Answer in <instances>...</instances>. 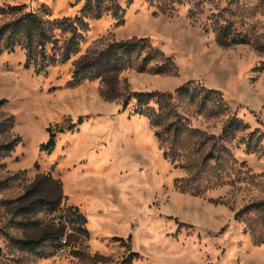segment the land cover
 <instances>
[{
	"label": "rangeland",
	"instance_id": "obj_1",
	"mask_svg": "<svg viewBox=\"0 0 264 264\" xmlns=\"http://www.w3.org/2000/svg\"><path fill=\"white\" fill-rule=\"evenodd\" d=\"M8 3L50 18L82 14L88 28L77 52L39 74L20 46L0 53V264H264V242L247 226L256 211L235 218L264 201V51L255 44L264 0H101L100 15L88 0H0ZM10 17L0 13V24ZM55 33L59 44L68 35ZM134 37L171 60L158 54L139 70L146 47L129 66L72 76L86 54ZM188 80L224 100L215 92L200 106L202 95L176 91ZM134 90L171 95L159 106L165 124L179 122L171 152L134 99L122 107ZM233 114L249 126L222 138L221 163L204 162ZM48 127L55 146L42 150ZM74 208L89 234L71 221ZM26 239L39 244L23 247Z\"/></svg>",
	"mask_w": 264,
	"mask_h": 264
},
{
	"label": "trees",
	"instance_id": "obj_2",
	"mask_svg": "<svg viewBox=\"0 0 264 264\" xmlns=\"http://www.w3.org/2000/svg\"><path fill=\"white\" fill-rule=\"evenodd\" d=\"M88 1L90 4L89 6L94 8V10H97V15H100L101 13L97 8L101 0ZM42 7L45 6L43 5ZM0 13L11 15L9 19L0 24V53L5 50L12 51L16 46H20L25 50L26 67L32 65L37 74L45 70L51 64L60 60L64 61L68 59L72 53L77 52L80 49V44L84 38V30L88 28V23L82 14H77L73 17L63 16L61 18H50L46 17V14L40 11V9H26L24 3H8L0 5ZM56 28H59L62 33H68V35L62 40L61 44H59L60 38L58 34L55 33ZM224 28L227 29V25L224 26ZM233 40L235 42H250V39L247 37H234ZM255 44L257 49L264 51V42H257ZM146 47L149 48V51L146 52L143 59L138 63L137 68L139 70L144 71L148 68L145 61L152 60L158 54L164 58L163 61L171 60L169 56H165L162 50L153 45L148 37H134L131 39L113 41L105 48L95 51L93 55L88 56L86 54L76 64L72 76L76 81L95 79L107 71H113L129 66L131 65L130 63H135L140 58L143 49ZM164 66L165 65L154 66L153 70L156 73L168 70V67ZM176 91L188 95L193 101H197L198 96L202 95L200 97L201 99L197 101L200 106L203 105V98L211 93L216 92L220 99L224 100L218 90L205 89V91H202V87L193 85L191 80H188L177 87ZM170 98V94H164L157 90H134L130 93H126L122 99L123 108L127 107L130 101L134 99L135 111L149 116L151 123L156 127V135L163 143L165 142L166 154L167 152H171L172 148L175 147L178 138L177 129L179 128V122L177 119L165 124V117H163L161 110L159 109L162 106V101ZM6 101L5 98H1L0 104H3ZM178 114L179 113L177 112V117L180 116ZM248 126L249 125L244 123L237 114L229 116L222 127L220 135H218L219 138L213 137L215 138L213 141L214 148L205 153L202 160L205 162L207 159L214 158L217 162L215 166L218 162L221 163L222 161L219 154L220 149L223 146V143H221L222 138L233 130L247 128ZM172 128H174L173 134L166 136L167 130H171ZM48 130V140L40 145L42 150H51L55 146L56 130L51 127H48ZM258 134L257 130L249 133V141ZM167 139H169V143H166L165 140ZM216 139H219V141L216 142ZM14 146V142H8L3 148L4 150H12ZM41 202L42 205L46 204L44 201ZM253 210L256 211V215L254 213L252 218L257 220L256 216L258 214L260 225H257L254 220L251 219L247 222V226L250 228V232L256 242H264V201L247 204L235 213V218L238 220H244L242 217L245 216V214L253 212ZM71 221L76 222L78 224L77 228L85 234H89V230L85 226L86 217L78 208H74ZM114 238L120 239L121 237ZM21 243L23 247L35 249L38 246L39 241L26 239L21 240ZM60 245H63V243H60Z\"/></svg>",
	"mask_w": 264,
	"mask_h": 264
},
{
	"label": "built area",
	"instance_id": "obj_3",
	"mask_svg": "<svg viewBox=\"0 0 264 264\" xmlns=\"http://www.w3.org/2000/svg\"><path fill=\"white\" fill-rule=\"evenodd\" d=\"M64 245H62V247H63Z\"/></svg>",
	"mask_w": 264,
	"mask_h": 264
}]
</instances>
